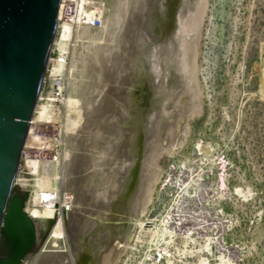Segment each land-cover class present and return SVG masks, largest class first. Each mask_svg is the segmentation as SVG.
I'll list each match as a JSON object with an SVG mask.
<instances>
[{"label": "rangeland", "instance_id": "374dc122", "mask_svg": "<svg viewBox=\"0 0 264 264\" xmlns=\"http://www.w3.org/2000/svg\"><path fill=\"white\" fill-rule=\"evenodd\" d=\"M132 1L138 0H99V20L90 35L85 37L82 43L81 60L77 66L78 72L72 74L73 77L67 84L68 86L71 84L73 95L78 100L80 99L77 103V108L80 106L78 110L81 114L79 124L75 130L66 131L63 128L64 123L62 121H65L68 108L64 102H61V118L63 120L61 119L62 121L58 124H53L48 130L43 131L45 134L50 132L58 141L55 153L52 152L56 154L55 158L59 153L62 157L59 161L58 190L62 199H65V190H70L68 195H70L72 206H70L71 209L67 207L58 216L60 219L57 217L49 222V225L48 223L46 225L40 223L39 229L41 230H39V237L37 236L38 240L35 241V245L26 255L30 259L38 253H43L47 256L48 262L51 263L59 260L61 264H78L80 258L78 259L79 249L77 248L79 246L75 242L79 223L77 222L78 216H81L82 213L89 215L100 208L102 202L100 199L103 197L106 184L103 182L98 184L95 181L101 176L100 180L106 179L105 181H107L108 179L110 182L107 181V184H112V179L109 177L112 176L113 178L112 174L116 171L113 169H116L119 164L118 161L124 158L122 146L116 143V136H114L116 128L122 126L121 107H119L121 100L114 99L116 97L113 92L117 87L118 90L115 92L121 93L123 90L119 88L123 84L119 77L123 76V79H128L126 72L129 63L124 62L127 60L129 62L130 45L124 42L122 44L120 41H124L126 37L125 42L131 41L130 38L134 33L131 21L133 15L136 16L133 19L134 24L135 22L138 23L141 12L144 13V6L146 7L149 3L147 2L149 0H139L136 3ZM140 5H144L141 6L143 9H140ZM135 6H138L139 9ZM120 15L123 17L121 18ZM129 16L131 17L127 18ZM209 17L212 19L210 20ZM128 21L132 23L128 24V26L130 25L128 28L132 30H127L132 35L127 34ZM121 23L122 26L125 25L121 27ZM201 24L193 37V40L198 43L197 61L201 66L198 76V83L200 84L198 86H200L201 91L196 88V97L190 108V114H193L194 110L196 113L187 123L190 130L187 129L188 131L179 133L178 138H175L177 140L174 142L177 143L174 144L176 151L168 150V153L162 151L157 164L163 169V173L170 171L172 176L179 173L186 178V171L190 170V167L187 166V159L192 157L193 162L197 161V165L194 164L195 170L199 169L200 173L205 174L200 179L204 190L203 195L192 200L184 197L186 202L184 199L181 202H185L182 206L185 219L191 223L194 221L195 223L204 222L205 232L210 231L209 227L213 222L218 224L215 230L218 234L216 235L214 250L209 255L210 264H264V0H209L207 13ZM213 25L216 26V32L210 38L208 33ZM122 34L125 37L123 40ZM189 34L188 31L183 30L180 39L186 40ZM214 39L216 43L213 44L212 40ZM123 45H125V49ZM121 47L123 48L121 49ZM126 47H129L128 51ZM123 49L127 51L125 52L129 57ZM154 51H156V59L162 67V55H159L162 54L160 51H163L161 46L156 45ZM122 52L124 53L120 55ZM51 54L54 58L56 57L54 51ZM123 55L129 59L124 58ZM119 58L125 61L121 62ZM110 66L115 69L113 72L111 71L112 73H110L112 70ZM118 67L122 68L123 70L120 71L126 74L122 75L123 73L119 72ZM117 70L118 72H116ZM44 79L41 92L46 96L53 88L50 71L45 74ZM160 79L161 81H159ZM115 80L121 81V84L114 82ZM162 80H166L164 69H161V74L155 82L156 86ZM113 83L116 84L115 89L114 86L111 87ZM68 86L64 91V98L68 97L69 92H71V88L69 89L71 86ZM110 87L114 90H110ZM110 91L111 93H109ZM45 96L42 98L44 99ZM110 97L116 100L117 106L112 107L115 104L113 100H110ZM105 98L112 102L111 109L107 112L104 111L110 105H107L109 101L104 104ZM43 99L35 107L36 114L41 113L44 104ZM115 110L116 113L118 112L117 114L115 112H113L114 115L110 113ZM118 115L119 118H117ZM89 116H91L92 124L85 127L84 120ZM152 118L154 119V115ZM117 121L118 124H115ZM148 125L150 127L151 123L149 122ZM184 127L186 125L183 126V129ZM119 128L121 129V127ZM184 134L186 135L183 136ZM88 136L93 137L91 141L93 143L88 144L90 148L81 146L77 150H69L72 149L78 139ZM182 143L184 144L182 145ZM205 145L212 146L215 155L214 166L211 170L208 168L210 162L199 161L201 159L200 147ZM67 150L74 155L75 167H79L78 170L72 169L70 161L65 162L64 154ZM177 150L179 151L177 152ZM52 153L50 154L52 155ZM116 155L118 159L115 164L113 162ZM24 159L20 161L17 173V179H22L24 182H17L14 186V192L27 200L33 193L34 170L31 168L35 166V158H30L32 167H25ZM85 159H89V161ZM85 165H89V168ZM80 181H83V184ZM169 182L161 185L162 187L158 191L159 195L153 194L154 201L149 206V214L152 215L169 207L171 201V194L167 191ZM90 206L94 211L87 210ZM95 206L99 207L96 208ZM198 208H201L199 213L201 216L198 215ZM57 223H60V226ZM54 226L60 228L58 233H55ZM116 243L117 240H114L113 244L116 245ZM139 251V247L137 250L132 248L129 252L130 258L127 257L125 264H133L134 260L139 257ZM6 255H9L8 244H6L4 235L1 234L0 257ZM196 263L194 260H190L186 264Z\"/></svg>", "mask_w": 264, "mask_h": 264}, {"label": "bare ground", "instance_id": "6f19581e", "mask_svg": "<svg viewBox=\"0 0 264 264\" xmlns=\"http://www.w3.org/2000/svg\"><path fill=\"white\" fill-rule=\"evenodd\" d=\"M132 2L136 3L139 0ZM144 2L140 3L145 5L146 3ZM147 2L149 3H147L146 7L140 5V7L144 6V13L141 12L142 18L141 16V19L138 17V23L135 22L134 24L133 19L136 16L133 15V19L131 20L133 23L132 28H134L133 35L127 30L130 29L128 28L130 26L128 24L131 21L127 22L126 30L128 35H132V38H130L131 36L129 37L131 41L127 40L128 42H125L127 37L124 39V34H122V40L124 39V41H120L121 43L124 42L130 45L126 44L130 47V52H128L130 53V59L126 58V52L129 50V47H126L127 51L125 50V52V45H123V51L126 54L123 56L129 59V62H127L128 60L124 62L125 60L119 58L121 62L129 63L127 65V72L125 71L128 79H123V76L119 77L122 79V82H120L123 83L124 87L117 84L120 89H123L122 92H115L118 90V87L115 89L116 84H111V87L114 86L115 89L113 93H115L116 98H113L121 100V106L119 107H121L122 126H119L121 129L119 127L116 128L114 136H116V140L118 141L116 143L122 146L124 158L121 161L119 160L117 168L113 169L116 171L113 174L110 173L113 175V178L112 176L109 177V179H112V184H110L112 186L107 184L108 179L107 181H105L106 179L100 180L101 176L95 181L98 184L99 182L106 184L103 197L100 199V201L102 200L100 208L94 211L90 206L87 210L91 209L94 212L89 215L88 213H86L87 215L82 213L83 216H78V230L75 234L77 235L75 242L79 246V248L76 247L79 249L78 259L80 258V261L78 264H125L127 257L130 258L129 252L132 248L133 250H137L138 247L140 248L139 257L134 260L133 264H186L190 260H194L197 262L196 264H210L211 259H209V255L210 252H213L216 243V235L218 233L215 230L218 224L216 225L213 222L209 227L210 231L205 232L206 227L204 226V222L202 223L200 220V223L187 221L182 210L186 199L192 200L197 196L201 197L204 192L200 183L202 180L200 181V179L205 174L203 175L202 171L200 173L199 169L195 170L196 166L194 164L197 161L193 162L192 157L187 159V166L190 167V170L186 171V178L179 175V173L172 176L170 171H164L165 173H163V169L157 164L162 151L168 153V150H175L174 146L177 144L174 143L177 141L175 138H178L179 133L186 132L188 131L187 129L190 130L187 123H189L191 117L196 113L193 109L194 113L190 114V108L192 107V101L196 97V88L201 91L200 86H198L200 85L198 83V76L201 66L197 61L199 54L198 43L193 40V37L197 29L202 25L203 18L206 16L209 0H149ZM99 4V0H62L56 36L51 51V53L54 51L56 57L54 58L52 54L50 55L46 71V73L50 71L53 88L46 96L43 92H40L37 104L45 96L41 113L36 114V110L34 109L30 118L29 130L23 146L21 160L26 157L24 159V166L32 167L30 158H35V166L31 168L34 170L32 179L33 193L25 200L24 209L34 223L36 241L39 237V230H41L39 229L40 223L45 225L48 223L49 225V222L60 216L67 207L71 209L70 206H72L69 198L70 195H68L70 190H65V199H62L58 190L60 176L59 161L62 157L59 153V157L56 156L55 158L56 154L52 153H55L58 141L53 134L51 135L50 132L49 134H45L43 131L48 130L53 124L56 125L63 120L61 118V102H64L68 108L67 116L64 118L66 123L62 121L64 123L63 128L66 131L75 130L79 124L81 114L78 110L80 106L77 108V103L80 99L78 100L73 95L71 84L69 85L71 87L67 84L72 79V74L78 72L77 66L82 56V43L85 37L90 35L99 20ZM142 7L140 9H143ZM127 13H125L126 16ZM138 15H140L139 12ZM209 19L211 20L212 18L209 17ZM123 26L121 23V27ZM183 30L190 33L186 40L180 39ZM215 32L216 26L213 25L208 33L210 38ZM197 34L199 35V33ZM212 43H216L215 39L212 40ZM156 45L161 46L163 50L160 51L162 54H159L162 55V67H160V63L156 59V51H154ZM124 52L119 54L122 55ZM127 57L129 56L127 55ZM118 63L120 65V62ZM120 67H118V70L123 73V71H120L122 69ZM113 69V67L112 70L109 69L110 73L113 72ZM161 69H164L166 72V80H162L156 86L155 82L161 74ZM115 74L117 75V73ZM126 80H128L127 83ZM114 82L118 81L115 80ZM67 86L69 89L71 88V92H69L68 97L64 98V91L67 89ZM114 89L111 88L110 90ZM114 99L111 98L110 100H113L115 104L116 100ZM108 101L106 98L103 100L104 104ZM111 101H109V104L107 103V105H110L106 107L107 110L102 111L107 112L111 109ZM113 112L116 113V110L110 113ZM152 115H154V119ZM90 117L84 120L86 123L85 127L92 124ZM117 118H119V115ZM118 121L115 124H118ZM149 122L151 123L150 127H148ZM184 125L186 127L183 129ZM91 136L78 139L72 149L69 150L74 151L81 146L90 148L88 144L93 143L91 142L93 140ZM69 150L64 154L65 162L70 161L72 169L78 170L79 167H75L74 163L75 157ZM200 152L201 159L199 161L210 162L208 168L211 170L212 166H214L215 156L212 146H201ZM89 159L85 160L89 161ZM117 159L116 155L113 163H117ZM85 166L88 167L89 165ZM17 182L22 183L24 180H18L16 175L15 184ZM167 182H169L167 191L171 194L169 207L152 215L149 214V206L154 201L153 194L159 195L158 191L162 187L161 185ZM80 183L83 184V181H80ZM80 183L79 186L81 185ZM183 199L184 203L181 202ZM58 206L60 207L58 208ZM200 209H197L198 215H200ZM203 214L205 215V213ZM191 221L193 222V220ZM56 227L54 228L56 232H54L58 233V229L60 228ZM114 240H117L116 245L113 244ZM27 253L21 261L23 264H61L59 260L52 263L48 262L47 256L43 253L36 254L32 259L26 257ZM48 259L50 260V258Z\"/></svg>", "mask_w": 264, "mask_h": 264}, {"label": "water", "instance_id": "95a60500", "mask_svg": "<svg viewBox=\"0 0 264 264\" xmlns=\"http://www.w3.org/2000/svg\"><path fill=\"white\" fill-rule=\"evenodd\" d=\"M62 0H0V235L9 255L0 264H20L36 231L14 192L15 179L47 71Z\"/></svg>", "mask_w": 264, "mask_h": 264}, {"label": "built area", "instance_id": "2783aa9c", "mask_svg": "<svg viewBox=\"0 0 264 264\" xmlns=\"http://www.w3.org/2000/svg\"><path fill=\"white\" fill-rule=\"evenodd\" d=\"M60 207V206H59Z\"/></svg>", "mask_w": 264, "mask_h": 264}]
</instances>
